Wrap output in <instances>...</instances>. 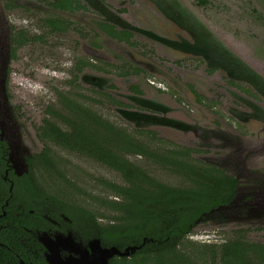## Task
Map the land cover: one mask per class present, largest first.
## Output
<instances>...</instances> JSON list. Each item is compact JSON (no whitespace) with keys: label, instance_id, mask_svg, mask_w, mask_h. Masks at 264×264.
<instances>
[{"label":"rangeland","instance_id":"374dc122","mask_svg":"<svg viewBox=\"0 0 264 264\" xmlns=\"http://www.w3.org/2000/svg\"><path fill=\"white\" fill-rule=\"evenodd\" d=\"M179 1L191 19L203 24L205 34L211 35L214 40L210 41L219 45L220 51H212L206 59L198 51L188 50L194 39L163 14L165 7L161 5L168 0H101L120 28L116 27L133 33V45L103 35L95 25L98 14L82 11L77 16H65L97 36H77V48L72 38L58 39L60 47L48 45L38 52L27 53L25 47L14 60L12 26L24 27L29 33H44L45 29L40 26L41 20H28L18 11H7L0 0V138L8 144L15 174L27 172V158L48 146L61 172L35 170L38 187L76 203L78 197L79 202L92 206L98 204L91 194L113 196L103 182L122 184L123 179L91 158L38 137L37 129L44 116L55 122L51 115L47 116L46 108H59L61 94H72L75 102L90 107L151 149L189 148L193 161L224 168L238 179L234 201L205 214L185 242V249L197 264H211L212 247L220 255L221 245L238 238L264 244V89L248 80L257 77L264 87V0H208L205 7L192 0ZM148 31L153 35L146 34ZM154 35L186 43L187 49L162 42ZM76 58L108 71L83 69L77 75V84H71ZM123 62L141 71L120 76L117 67ZM228 71L238 78L233 80ZM83 75L105 77L107 84L102 88L117 102L103 99L91 88L94 86L83 82ZM137 98L151 100L161 108L138 105ZM251 103L257 110L251 108ZM125 112L144 117L131 119ZM127 157L166 184L185 183L181 175L143 155Z\"/></svg>","mask_w":264,"mask_h":264},{"label":"trees","instance_id":"16d2710c","mask_svg":"<svg viewBox=\"0 0 264 264\" xmlns=\"http://www.w3.org/2000/svg\"><path fill=\"white\" fill-rule=\"evenodd\" d=\"M194 1L201 7L208 5V0ZM108 31L111 37L131 45L129 32L114 28ZM130 68L132 74L141 71L136 66L130 65ZM82 69L78 67V71ZM134 90L140 93L137 88ZM60 97L62 107L49 108L55 122L46 119L38 128V137L115 170L123 182H103L113 196L91 194L98 206L83 204L78 197L77 203L72 198H60L40 189L34 180L35 170L61 172L59 161L49 147L27 158L29 171L17 175L10 168L8 144L0 138V264H20V260L46 264L37 233L66 227L77 235V240L88 242L101 238L104 246L116 245L123 250L145 242L134 254L115 256L110 264H197L185 249V242L205 214L231 204L238 179L211 163L193 161L189 148L151 149L90 107ZM107 98L117 102L109 94ZM136 101L142 105L140 98ZM128 155H143L150 162L181 175L185 183L166 184L131 161ZM6 170L14 183L12 195L11 182L4 179ZM242 240L238 238L221 245L220 255L212 247L211 264H264V244Z\"/></svg>","mask_w":264,"mask_h":264},{"label":"flooded vegetation","instance_id":"af4514ba","mask_svg":"<svg viewBox=\"0 0 264 264\" xmlns=\"http://www.w3.org/2000/svg\"><path fill=\"white\" fill-rule=\"evenodd\" d=\"M3 1H4V7L7 11H10V12L18 11V14L22 18L25 17L28 20L29 19H37V22H39L38 20H41L42 23L40 24V26H42L45 29L44 33H29L27 30H25L24 27L12 26L11 34H10V36H11V58L14 60L16 59V55L18 58H19V56L22 55L19 52H21V50L25 47L27 49V53L38 52L39 50L41 51L42 49H45V47H47L48 45H50L52 48L60 47L61 43L57 42L58 39H66L67 40V39L72 38L74 43H75V47L77 48V36L87 37L88 35H92V34L97 36V34L91 33V31H89V33H87V31H85L82 28L83 27L82 24L78 23L77 21L69 19L65 15L77 16V13L82 12V11L85 14L87 12L97 13L98 14L97 15L98 21H95V25L101 30V33L103 35H106L108 38L109 37L113 38L109 34V31H108L109 28H114V30L118 31V32L127 31V30L118 29L116 27L118 25L113 22V15L110 13L109 8L106 7L107 5H105L103 2H101V0L99 2L97 0H94L96 3L92 2L93 0H90V1L85 0V2H83L82 0H3ZM168 1H170V2L161 5V8L165 7V13L163 11L162 12L175 25L181 26L182 28H184V30H186L189 33V35L194 39V43L191 44L190 47H188V50L198 51L199 53L203 54V56L206 59L209 58L212 51L214 54L217 52V50L220 51V46L213 44V42L210 41V40H214L213 38H210L211 35L205 34L206 29L203 26V24L191 19L189 17V15L183 11L182 4H181L182 1H179V0H168ZM192 1L195 2L194 0H192ZM38 13H41L44 16L39 18V16L37 15ZM101 26L104 29H102ZM200 30H202L201 33H200ZM127 32H129L131 34V37H130V41H131V39H132V37H134V35L131 31H127ZM146 34H148L150 36L153 35L152 33H149V31L146 32ZM154 37L157 38L158 36L154 35ZM113 39H115V38H113ZM157 39H159L160 41L165 42L167 44H170L172 46L179 47V48L182 47L183 49H187L186 43L178 44V43L168 41L165 38H161V37H159ZM120 42H125V43L129 44L125 40L120 41ZM131 44L133 45L132 42H131ZM102 62L105 63L106 65L112 66L111 63H108L105 61H102ZM231 65H234V64L232 63ZM80 66L83 69L90 68V69H94V70L101 71V72L108 71L107 69H103L102 67L92 63L89 60H82V59L77 60V58H76V60L73 63V67H74V71H73V75H72L73 81L72 82L70 81L69 83L77 84V81H76L77 75L83 71V69L81 71H78V67H80ZM233 67L235 68V65ZM117 68L120 69L118 71V75H120V76H129V75H132V73H133L132 69L130 68V65H128L127 63H124V62H123V65L121 67H117ZM127 71H129L130 74H127V75L121 74L122 72L126 73ZM228 72H229L230 76L235 78L233 80H236L238 78V77H236L237 75L233 74L230 71H228ZM243 75H244V73H243ZM233 80L231 78V81H233ZM248 80L251 83V85L253 84L254 86H256L258 88L264 89V87L260 85L261 83H263V81L261 80L262 82L258 83L257 77L255 78V80H253L252 78H249ZM254 86H252V87L255 88ZM94 87H96V88H94ZM94 87H91V88L95 92H97L99 95H101L103 99L108 100L107 95L109 93L107 91H104L105 88L101 89L97 86H94ZM66 95L67 96L61 94V96H65V97L70 98L74 101L77 100L75 98V96H73L72 94H66ZM111 96H113V95H111ZM140 99L142 102L141 104L143 106H151L153 108H161V106L159 104H156L155 102H153L151 100H148L146 98H140ZM60 100H61V97H60ZM247 106H249V105H247ZM250 106H252L251 107L252 109L257 110L256 105L251 103ZM59 107H62L61 103H60ZM46 109H47V113H48L47 116L51 115L48 112L49 107ZM46 119H49V118H46L44 116L41 119L42 125L44 124ZM42 125H40V126H42ZM37 134H38V129H37ZM10 168L13 169L11 166V162H10ZM5 174L6 175H5L4 179L10 181L11 186H14V183L9 179V170H6ZM65 221L70 222L68 219H66ZM53 223L57 224L58 226L62 225L58 221H53ZM65 227H66V224H65ZM0 232H1V225H0ZM43 232H45V231H43ZM46 232L52 238H55V235H57V234L62 233V234L68 235L69 233H71L73 235L75 241H77V235L71 229H69L67 227L65 229L56 228L54 231L49 230ZM39 233H42V232H39ZM39 233H37V238H38ZM78 241H80V240H78ZM83 243L85 245L87 244V242H83ZM43 249H44L43 255H44L46 264H49L47 259H46V254L49 252V250L44 245H43ZM60 254H61V257L63 259H66L70 256L77 257V254L75 252H72V251H70L68 249H64V248H62ZM21 261H23V260H20V264H21ZM27 264H34V263H27Z\"/></svg>","mask_w":264,"mask_h":264},{"label":"water","instance_id":"95a60500","mask_svg":"<svg viewBox=\"0 0 264 264\" xmlns=\"http://www.w3.org/2000/svg\"><path fill=\"white\" fill-rule=\"evenodd\" d=\"M10 42H11V36H10ZM82 78H83V82L89 85L97 86L101 89H102L103 84H107V80L105 77H100V76H95V75H83ZM122 113L124 114V112ZM126 115L131 119H135V117L137 116L144 117L142 115L141 116L138 115L137 113L136 114L126 113ZM178 126L182 127L181 125H178ZM9 160L11 161L10 152H9ZM11 166L12 168L14 167L13 164ZM219 168H222V167H219ZM22 174L23 173H20L17 175H22ZM237 189H238V186L236 188V192H237ZM10 193L11 195L13 194V186H11L10 188ZM234 199L232 201H234ZM229 205H226V206H229ZM222 207H225V206H221L217 208L216 210H219ZM213 212L214 210H212L210 213H207L206 215L212 214ZM38 240L49 250V252L46 254V259L49 264H110V260L114 258L115 256L129 257L131 254H134L137 250L141 249L145 243L144 242L142 245H139V246L138 245L127 246L123 250L116 245L104 246L101 238L90 239L85 245L82 241H78V240L75 241L71 233H69L68 235H65L62 233L57 234L55 235V238H52L48 235L46 231L39 233ZM62 248L75 252L77 254V257L70 256L66 259H63L60 254ZM21 264H27V263H25L24 261H21Z\"/></svg>","mask_w":264,"mask_h":264}]
</instances>
